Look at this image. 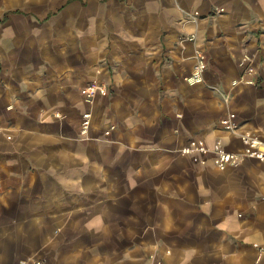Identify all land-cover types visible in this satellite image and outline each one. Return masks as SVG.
<instances>
[{"label": "crops", "instance_id": "obj_1", "mask_svg": "<svg viewBox=\"0 0 264 264\" xmlns=\"http://www.w3.org/2000/svg\"><path fill=\"white\" fill-rule=\"evenodd\" d=\"M229 111L264 142V0H0V264H264Z\"/></svg>", "mask_w": 264, "mask_h": 264}, {"label": "built area", "instance_id": "obj_2", "mask_svg": "<svg viewBox=\"0 0 264 264\" xmlns=\"http://www.w3.org/2000/svg\"><path fill=\"white\" fill-rule=\"evenodd\" d=\"M206 71V63L204 61V55L197 51L196 53V64L194 70L191 73L190 80L194 83L201 82ZM234 84V83H233ZM108 90L104 85L98 83L88 84L84 90V97L91 101L96 96L107 95ZM224 102L227 103V99L224 98ZM90 113L83 114V128L87 129L90 124ZM220 124L224 131L232 133L237 136L242 144V150L236 152H227L219 149L211 151L216 157V164L220 170H224L228 166L238 165L245 160H253L261 163L264 166V142L259 139L258 136L251 133H243L240 131L237 116L234 112H228L226 117L221 119ZM113 129L110 128L105 131V135H109ZM194 150L185 148L181 150V153L191 154ZM199 153H206L207 149L203 146L198 148ZM24 264H43L42 261L33 259L31 261L24 262ZM148 264H165L160 258L150 256Z\"/></svg>", "mask_w": 264, "mask_h": 264}]
</instances>
